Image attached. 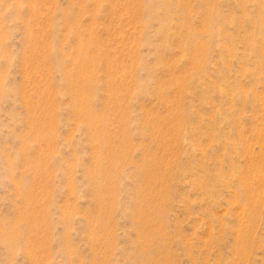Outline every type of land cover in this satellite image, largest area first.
I'll use <instances>...</instances> for the list:
<instances>
[{
	"label": "rangeland",
	"instance_id": "rangeland-1",
	"mask_svg": "<svg viewBox=\"0 0 264 264\" xmlns=\"http://www.w3.org/2000/svg\"><path fill=\"white\" fill-rule=\"evenodd\" d=\"M263 158L264 0H0V264H264Z\"/></svg>",
	"mask_w": 264,
	"mask_h": 264
},
{
	"label": "bare ground",
	"instance_id": "bare-ground-1",
	"mask_svg": "<svg viewBox=\"0 0 264 264\" xmlns=\"http://www.w3.org/2000/svg\"><path fill=\"white\" fill-rule=\"evenodd\" d=\"M264 159V158H263ZM105 223V222H104Z\"/></svg>",
	"mask_w": 264,
	"mask_h": 264
}]
</instances>
